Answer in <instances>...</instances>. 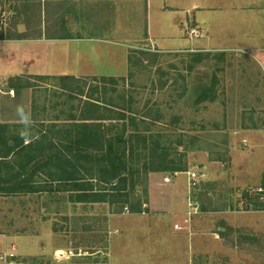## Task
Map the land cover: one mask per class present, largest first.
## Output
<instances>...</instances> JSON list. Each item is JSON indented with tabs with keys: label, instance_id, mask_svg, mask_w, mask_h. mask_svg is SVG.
Returning a JSON list of instances; mask_svg holds the SVG:
<instances>
[{
	"label": "rangeland",
	"instance_id": "obj_1",
	"mask_svg": "<svg viewBox=\"0 0 264 264\" xmlns=\"http://www.w3.org/2000/svg\"><path fill=\"white\" fill-rule=\"evenodd\" d=\"M42 2L0 0V39L67 42L75 32L92 38V49L69 65L68 50L53 55L51 47L39 62L46 74L0 77V123L17 124L24 137L69 122L83 96L63 90L59 74L80 64V81L65 83L84 94L98 87L96 96L119 104L126 93L133 111L160 116L149 125L165 163L183 170L149 172L141 212L56 191L0 193V253H14L0 264H41L34 256L46 264H264V214H254L264 203L256 195L254 209L246 206L258 187L215 167L231 148L264 151L256 134L246 136L264 127V0H56L44 9ZM102 76L127 78L115 85ZM189 170L200 173L191 196ZM138 188L142 194L145 184ZM41 246L46 255H38Z\"/></svg>",
	"mask_w": 264,
	"mask_h": 264
},
{
	"label": "trees",
	"instance_id": "obj_2",
	"mask_svg": "<svg viewBox=\"0 0 264 264\" xmlns=\"http://www.w3.org/2000/svg\"><path fill=\"white\" fill-rule=\"evenodd\" d=\"M60 78L63 90L83 96L78 114L67 118L66 124L54 123L49 131L41 128L24 137L16 134L17 124L0 123V193L56 191L68 193L77 203H110L119 211L129 206L141 212L148 173L183 170L165 163L168 153L162 151L164 146L149 125L160 116L133 111L132 98L126 93L118 96L119 104L113 97L96 96L98 87L84 94L81 86L65 83L78 82L79 77ZM126 78L102 76L101 81L117 85ZM207 96L205 90L199 98ZM141 184H145L142 194L138 191ZM32 259L46 264L42 258Z\"/></svg>",
	"mask_w": 264,
	"mask_h": 264
},
{
	"label": "crops",
	"instance_id": "obj_3",
	"mask_svg": "<svg viewBox=\"0 0 264 264\" xmlns=\"http://www.w3.org/2000/svg\"><path fill=\"white\" fill-rule=\"evenodd\" d=\"M50 2H56V0H43V9L47 5L49 6ZM151 2V0H150ZM195 5V4H193ZM197 27H201V24L203 25V21H196ZM77 23V22H76ZM24 25V24H23ZM25 26V25H24ZM23 26L22 30H18V33H24L26 30ZM190 29H197L196 26H190L188 25ZM78 31V27L75 24V27L71 31ZM149 33V29H148ZM89 37H80L75 34V32H72L71 35L66 37L67 42H62L61 39L58 40L57 38H33V37H17V38H1L0 44L5 46V51L3 52L2 56H0V77L5 78H11L13 76H21V75H44L46 74V67L39 65V62H41L42 58H46L47 52H48V59L49 58V51L53 47L55 52H51L53 55L57 54V52H65L68 50V58L70 64L76 63L77 55L80 60L81 58L87 54L88 56V50L84 48H91L87 47L88 42H91ZM64 40V39H63ZM93 43V42H92ZM95 44H91L90 46H94ZM48 49H47V47ZM23 51H20V49H23ZM94 48V47H93ZM84 49V50H82ZM92 49V48H91ZM49 50V51H47ZM20 52V53H19ZM78 52V54H76ZM19 54V55H18ZM83 54V55H82ZM124 54V53H123ZM62 56V54H59ZM32 62V63H31ZM30 63V67H33L32 69L28 67V64ZM26 66H23V65ZM32 65V66H31ZM68 65V66H69ZM27 67L29 69H27ZM42 68V69H39ZM49 68V67H48ZM82 69V66L79 64H75L73 69H67L64 73L58 74L60 76L63 75H74L80 74V71ZM50 72V70H47ZM48 73V72H47ZM55 74V72L53 73ZM88 74V73H87ZM93 74V73H89ZM11 123V122H6ZM256 134L258 140L261 142L260 145H257L261 147L264 150V127L256 128L254 130H249L246 134V136L252 137L250 134L253 135ZM249 137V138H250ZM251 139V138H250ZM245 140L246 148L249 151V147L247 145V138L242 139ZM255 145V144H254ZM255 146V147H257ZM254 147H251V149ZM234 151V150H233ZM232 148L228 154V160L227 162H224V164L217 165L215 167H219L221 170L225 173H233L236 176V180L242 182L253 183L255 187H264V151L262 152H233ZM225 165H228L227 168L224 170ZM162 174V173H161ZM164 175V177L162 176ZM163 177L162 180L167 178V182L169 183V179L171 181L173 180L172 176L169 177L168 174H162ZM166 175V176H165ZM232 175V176H234ZM158 176H154L153 178H157ZM152 183V178H151ZM171 183V182H170ZM150 214V213H149ZM255 217L259 214H264V211H255L254 212ZM257 218V217H256ZM259 220V218H258ZM264 218L262 219L263 222ZM3 236H6L2 233ZM40 252L38 255H46L45 252L43 253V250L46 249V247L41 246ZM44 247V248H43ZM31 255V254H30Z\"/></svg>",
	"mask_w": 264,
	"mask_h": 264
},
{
	"label": "built area",
	"instance_id": "obj_4",
	"mask_svg": "<svg viewBox=\"0 0 264 264\" xmlns=\"http://www.w3.org/2000/svg\"><path fill=\"white\" fill-rule=\"evenodd\" d=\"M245 140H243V143L245 144ZM188 178H189V187H188V196H191V190L194 189L200 179V173H198L197 171H192L189 170L187 172ZM249 195L248 198L246 199V206L249 208V210L254 209V207L256 206V204L254 203V199L256 198V195H259L258 201L264 203V188L263 187H258V188H252L249 191ZM257 200V199H256ZM190 204V202H189ZM15 250V246H11V251ZM14 253H8V252H3L0 253V261H4L7 262L8 258L13 255Z\"/></svg>",
	"mask_w": 264,
	"mask_h": 264
},
{
	"label": "clouds",
	"instance_id": "obj_5",
	"mask_svg": "<svg viewBox=\"0 0 264 264\" xmlns=\"http://www.w3.org/2000/svg\"><path fill=\"white\" fill-rule=\"evenodd\" d=\"M260 67L262 70H264V64H261Z\"/></svg>",
	"mask_w": 264,
	"mask_h": 264
}]
</instances>
